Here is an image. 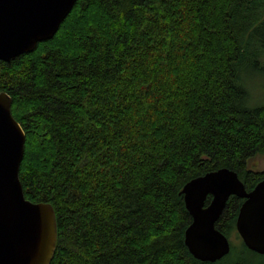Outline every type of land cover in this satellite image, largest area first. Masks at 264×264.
I'll return each mask as SVG.
<instances>
[{
	"label": "trees",
	"instance_id": "obj_1",
	"mask_svg": "<svg viewBox=\"0 0 264 264\" xmlns=\"http://www.w3.org/2000/svg\"><path fill=\"white\" fill-rule=\"evenodd\" d=\"M262 63L264 0H76L52 38L0 61L24 196L56 215L50 264H264L243 243L195 259L180 193L222 167L247 190L264 179V106L240 73ZM241 203L215 224L226 236Z\"/></svg>",
	"mask_w": 264,
	"mask_h": 264
},
{
	"label": "water",
	"instance_id": "obj_2",
	"mask_svg": "<svg viewBox=\"0 0 264 264\" xmlns=\"http://www.w3.org/2000/svg\"><path fill=\"white\" fill-rule=\"evenodd\" d=\"M75 2L0 0V61L10 62L52 38ZM24 142V130L11 113V97L2 91L0 264H50L57 242L56 215L50 203L24 196L19 179ZM180 193L191 217L184 244L195 259L212 263L229 253V238L215 224L230 196L242 199L235 229L243 245L264 255V179L247 190L235 171L222 167L190 179Z\"/></svg>",
	"mask_w": 264,
	"mask_h": 264
},
{
	"label": "rangeland",
	"instance_id": "obj_3",
	"mask_svg": "<svg viewBox=\"0 0 264 264\" xmlns=\"http://www.w3.org/2000/svg\"><path fill=\"white\" fill-rule=\"evenodd\" d=\"M262 66L264 67V65ZM240 73L243 87L248 93L247 106L251 108L264 106V72L259 71V69L253 67V65L246 64L241 68ZM263 166L264 164L262 160H260V167ZM227 237L229 238L231 246L233 245L236 247L238 251L242 246V241L236 229H234L231 235H227Z\"/></svg>",
	"mask_w": 264,
	"mask_h": 264
}]
</instances>
